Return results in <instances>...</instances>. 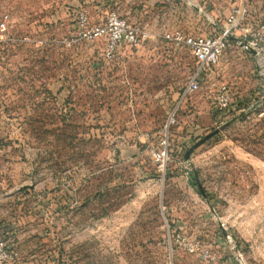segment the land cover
Segmentation results:
<instances>
[{
  "label": "rangeland",
  "instance_id": "obj_1",
  "mask_svg": "<svg viewBox=\"0 0 264 264\" xmlns=\"http://www.w3.org/2000/svg\"><path fill=\"white\" fill-rule=\"evenodd\" d=\"M239 5L0 0V264H264V0L230 28ZM112 10L148 37L106 60L77 21ZM227 29L183 99L195 62L170 38Z\"/></svg>",
  "mask_w": 264,
  "mask_h": 264
},
{
  "label": "built area",
  "instance_id": "obj_2",
  "mask_svg": "<svg viewBox=\"0 0 264 264\" xmlns=\"http://www.w3.org/2000/svg\"><path fill=\"white\" fill-rule=\"evenodd\" d=\"M247 0H240V5L231 9L227 17V23L230 28H235L249 13V7L246 6ZM5 25L0 24V32L5 31ZM78 38L81 41L91 43L97 39L104 40L103 56L106 60L114 59L115 55L125 46L137 47L141 41L148 37V34L127 24L119 17L116 11H110L104 23L89 24L85 14H81L77 21ZM229 37L228 29L217 35H193L176 32L170 38V41L180 47L190 51L195 62L193 71L187 78L182 97L194 94L201 82V77L211 72L219 63L220 56L227 47ZM228 92L224 86L218 90L216 97L217 105L220 109L228 105ZM176 123V109L168 115L165 124L161 127L159 136L162 140H167L170 127ZM155 161L164 163L167 158L166 149L162 148L153 153ZM2 244V243H1ZM2 256H0V263Z\"/></svg>",
  "mask_w": 264,
  "mask_h": 264
}]
</instances>
